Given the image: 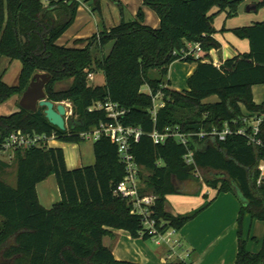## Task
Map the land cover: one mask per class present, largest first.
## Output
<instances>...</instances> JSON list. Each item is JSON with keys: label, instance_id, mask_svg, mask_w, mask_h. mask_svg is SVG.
Segmentation results:
<instances>
[{"label": "trees", "instance_id": "16d2710c", "mask_svg": "<svg viewBox=\"0 0 264 264\" xmlns=\"http://www.w3.org/2000/svg\"><path fill=\"white\" fill-rule=\"evenodd\" d=\"M98 10V0H86ZM246 0H144L160 18L159 29L138 19L104 29L87 40L85 48H68L58 40L74 23L80 2L77 0H0V57L20 61L22 69L17 86L0 77V106L21 98L37 74L51 76L46 86L47 99L55 104L69 103L71 127L60 131L44 115L19 111L0 116V154L6 139L14 132L31 135L55 134L60 141L81 143L80 135L101 125L115 122L99 104L111 102L125 111L118 122L143 133L131 141V153L140 168V196H152V217L157 233L148 235L132 205L116 194L126 170L118 146L102 136L94 143L95 163L70 170L61 148L28 149L15 153L16 187L1 179L11 165L0 159V264H135L117 261L104 239L112 230L127 232L144 241L170 229L180 231L212 203L186 215L165 211L167 196L184 194V185L199 172L214 171L223 177L205 179L217 195L233 193L244 202L238 224V253L235 264H264V241L260 250L250 252L244 237V220L264 222V184L257 185L258 165L264 150L250 146L246 138L231 136L226 141L193 137L188 149L195 165L185 161L187 148L175 139L155 144L151 135L177 129L185 135L209 132L225 123L242 121L241 105L252 114L264 113V104L254 102L252 88L264 85V23L236 29L233 33L248 40L250 52L217 66L210 52L221 44L214 39L216 29L211 15L214 8L237 16ZM258 9L264 8L260 0ZM188 43H199L203 55L182 62L196 64L188 79V90L169 88V70L178 62L174 55ZM112 44L105 55L103 49ZM102 72L106 84L93 86L89 75ZM157 72L158 77H151ZM70 83L68 88L57 86ZM147 86L151 92L144 93ZM161 94L164 106L152 114L153 96ZM217 97L216 103L205 101ZM249 116V115H248ZM264 138V125L262 127ZM55 176L61 200L51 209L41 206L38 184ZM166 264H188L185 261Z\"/></svg>", "mask_w": 264, "mask_h": 264}, {"label": "crops", "instance_id": "0c3cea01", "mask_svg": "<svg viewBox=\"0 0 264 264\" xmlns=\"http://www.w3.org/2000/svg\"><path fill=\"white\" fill-rule=\"evenodd\" d=\"M48 1L46 0L45 3L47 4ZM259 2L260 0H246L240 6L237 16L233 18H228L226 13H219L216 8L212 10L211 15L218 16L214 20L216 34L213 37L221 44L219 50H212L209 54L210 60L214 64L221 66L228 60L250 52L249 41L238 38L233 31L250 27L257 23H264V8H257ZM218 19L220 21L217 26V22L215 23V21ZM159 23V21L153 19L152 22L144 23V25L153 29H159ZM226 36L229 37L228 39L232 43L230 46L227 42L223 41V38ZM78 39L74 38V41ZM58 45L68 48H78L76 44L73 46H68V44ZM111 48L112 44L104 54L108 55ZM196 68V64L182 61L172 64L168 75L169 88L179 92L188 90L187 81L195 73ZM98 73H93V79L89 81H95ZM105 84L106 81L103 75V80L100 84H93V86H104ZM211 99H213L212 103L218 101L216 97H212ZM16 104L17 98H14L1 105L0 116H10L18 112L19 108L17 109ZM63 104L66 107L69 105V103ZM52 148H61L58 141L52 143ZM94 163L95 156L92 162H82L76 169L91 166ZM210 191L211 189L207 188L206 192L199 189L197 191L185 192L184 194L169 195L167 196L165 211L173 216L189 214L201 208L208 201L205 199L210 196ZM37 194L41 206L45 209H51L58 203L61 200V194L56 177L51 176L46 181L38 184ZM243 202L238 195L233 193H223L218 195L217 198L215 197L210 207L173 235L176 236V246L180 248V251H177L172 246L153 247L149 243L150 240L144 241L142 238L133 239L127 232L119 230H112L111 236L104 239V244L112 250L117 261H127L135 264H166L177 261H185L188 264H235L238 253L237 219ZM248 223H250L249 228H247ZM253 225L254 221L249 216H246L244 220V234L246 233V237L248 235L247 247L250 252L256 253L260 250V247L249 249L248 244L250 240V230L248 231V229L253 227Z\"/></svg>", "mask_w": 264, "mask_h": 264}, {"label": "built area", "instance_id": "2783aa9c", "mask_svg": "<svg viewBox=\"0 0 264 264\" xmlns=\"http://www.w3.org/2000/svg\"><path fill=\"white\" fill-rule=\"evenodd\" d=\"M79 1V0H78ZM174 55L179 57L178 61H183L190 57L199 59L203 52L199 43H188L180 52H175ZM220 66V65H219ZM89 80L93 79V75H89ZM151 94V92L149 91ZM154 107L152 114L155 116L157 111L164 106L161 99V94L152 97ZM96 109L103 110L108 118L115 123L109 126L101 125L100 127L84 132L80 135L82 140L98 141L103 135L110 138V140L118 146L120 161L125 166L126 176L124 180L117 186L116 194L124 199H127L132 205V214L141 218L144 229L148 235H155L157 233L156 221L152 217L154 206V198L152 196H140V168L136 163L134 155L131 153V141L138 142L143 135L142 131L137 128L123 127L118 119L125 115V111L121 110L117 104L108 102L104 105L99 104ZM73 116L71 104L67 107L66 121L70 122ZM264 125V113H256L242 118V121H234L232 124L225 123L222 128H213L209 132H200L198 134L185 135L177 129H167L164 134L157 132L152 133L151 137L155 144H164L169 139H175L178 143L187 148L185 161L188 165H195L193 159V152L188 149V141L193 137H197L200 141L207 139H218L223 142L228 137L237 135L247 139L250 146L264 150V138L262 134V127ZM58 141V137L53 133L51 135H31L25 134L22 131L12 133L5 141L2 147L1 155L9 160L15 156L17 151H25L28 149L49 150L52 148V143ZM195 173H199L195 169ZM264 184V158L260 160L258 165V180L257 185ZM177 231L170 229L165 234H158L155 237H160L163 241L170 242L169 237L174 235ZM154 237V238H155ZM167 239V240H166ZM160 244V242H157Z\"/></svg>", "mask_w": 264, "mask_h": 264}, {"label": "rangeland", "instance_id": "374dc122", "mask_svg": "<svg viewBox=\"0 0 264 264\" xmlns=\"http://www.w3.org/2000/svg\"><path fill=\"white\" fill-rule=\"evenodd\" d=\"M44 2L46 0H43ZM78 1V0H77ZM80 6L77 12L76 19L72 26L66 31V33L58 40V44L63 45H75L78 48H85L87 40H89L93 35L102 31L104 29H111L115 26L120 25L122 22H129L138 19V15L142 12L143 15V23L152 22L153 19L155 21L160 22V18L157 13L149 6L144 4V0H98V10H93L90 3H87L86 0H79ZM218 17V16H217ZM215 16L214 20L217 18ZM233 18V17H232ZM220 19L216 20L217 26L219 24ZM160 24V23H159ZM220 28V27H219ZM222 34V33H221ZM74 38H79L74 41ZM226 36L223 38V41L227 42L230 46L232 43ZM111 44H108L103 52L106 53ZM22 69V64L20 61H10L8 58L0 57V77H2L3 81L9 86H17L19 84V77ZM3 72H5L3 74ZM151 77H158L157 72H152ZM103 80V73L99 72L95 81L90 82L91 85H98ZM70 83H64L57 86L58 88L65 89L68 88ZM144 93H149V88L145 86L143 88ZM252 95L254 102L257 105L264 104V85H257L252 88ZM17 98V109L20 107L19 102L21 98ZM14 99V98H13ZM11 99V100H13ZM216 99H218L216 97ZM213 99H209L206 101L207 104H211ZM242 112L245 116L251 114V112L244 106L241 105ZM94 143L93 140H83L81 143H70L66 141L58 140L59 147L63 148L65 153L66 164L71 169L78 168L82 162L89 163L94 160ZM13 157L12 159L5 158V156L0 154V159L8 162L11 167L7 169L3 177L1 179L5 181L8 185L12 187H16L17 184V175H16V167L15 161ZM194 178L192 181H189L184 185L185 192L197 191L202 189L203 192H206L208 188L205 184V179H214L217 177H223L221 173L214 171H205L194 173ZM210 196L207 199L208 202H213L215 197L217 198V191L211 189ZM213 195V196H212ZM210 207V206H209ZM263 222L254 221L253 227L248 229L250 230V240L248 242L249 249L257 248L262 246L264 239V224ZM247 228H249L250 223L247 224ZM246 232V230H245ZM176 236H171L169 239L170 242L163 241L160 237H155L149 241L150 245L153 247H162V246H172L180 251V248L176 246L175 242ZM245 239L247 240L248 235L246 237V233L244 234ZM167 240V239H166ZM160 242L158 244L157 242Z\"/></svg>", "mask_w": 264, "mask_h": 264}, {"label": "water", "instance_id": "95a60500", "mask_svg": "<svg viewBox=\"0 0 264 264\" xmlns=\"http://www.w3.org/2000/svg\"><path fill=\"white\" fill-rule=\"evenodd\" d=\"M50 81V75H35L22 95L19 106L28 112L44 115L51 125L64 132L71 127V123L66 121L67 107L63 103L55 104L47 99L45 89Z\"/></svg>", "mask_w": 264, "mask_h": 264}]
</instances>
